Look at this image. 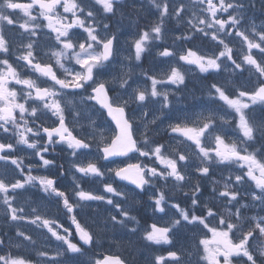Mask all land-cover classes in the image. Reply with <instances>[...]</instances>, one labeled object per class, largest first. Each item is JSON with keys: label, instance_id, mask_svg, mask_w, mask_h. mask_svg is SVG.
<instances>
[{"label": "snow or ice", "instance_id": "6c2138e0", "mask_svg": "<svg viewBox=\"0 0 264 264\" xmlns=\"http://www.w3.org/2000/svg\"><path fill=\"white\" fill-rule=\"evenodd\" d=\"M127 2L137 9V0ZM258 3L264 16V0ZM148 4L158 22L143 28L136 23L122 47L105 22L117 15L120 0H0V216L15 228L14 236L0 231V264H33L19 254L22 246L35 252L38 264H129L111 245L107 254L96 249L117 229L128 235L139 231L129 227L138 224L132 209L114 197L126 202L144 193L153 216L168 217L144 229L148 245H172L181 229H195L202 236L197 264H264V19L257 24L248 15L257 0ZM18 12L23 22L15 18ZM166 21L175 26L166 30ZM5 28L17 29L18 46ZM42 36L47 51L41 49ZM153 47L160 65L142 68L143 80H137L135 69ZM193 71L214 82L205 86L206 97L202 92L197 103L181 106L179 93ZM149 101L155 110L147 107ZM97 113L115 124L107 129L110 143ZM161 117L169 121L165 129L158 127ZM161 131L168 143L157 138ZM173 142L177 147L170 151ZM93 147L96 156L84 163ZM57 149L69 157V168L60 165L53 175L56 161L50 157ZM119 157L136 162L107 169L105 179L96 161L116 163ZM214 167L219 179L213 178ZM40 169L49 174H33ZM68 174L72 181L62 187L60 177ZM77 174L99 179L110 195L84 190ZM112 176L132 187H114ZM204 181L211 185L212 201L201 199ZM169 184L177 190L189 186L190 207L168 195ZM45 200L55 215L43 210ZM92 202L115 211L107 217L97 211L86 223L82 213ZM254 208L259 211L247 215ZM22 225L44 240L38 242ZM147 264H183L182 252L168 251Z\"/></svg>", "mask_w": 264, "mask_h": 264}, {"label": "rangeland", "instance_id": "374dc122", "mask_svg": "<svg viewBox=\"0 0 264 264\" xmlns=\"http://www.w3.org/2000/svg\"><path fill=\"white\" fill-rule=\"evenodd\" d=\"M121 7L122 8L118 10L119 12H117V13H119L118 16H115L110 21H105V22L110 23L112 28H113V31H116L118 33L120 46L126 47L124 45V41L130 39V33H132V29L134 28L133 24L137 23V20H136L135 15L131 14L132 12L128 16H126L125 14H127L128 8H123V6H121ZM147 8L148 7H146V8L143 7V9H141L140 6H137V9H140L139 15L141 17H145V10ZM248 13L250 16L256 15L255 11H253V12L248 11ZM258 17H260V18H258ZM262 19H264V18H262L260 15L255 17V23L259 24ZM168 37H169V34L166 31L167 42L169 44H171V39ZM156 51H157L156 48L153 47L151 49V54L146 55V64H147V66H145L146 68L148 67V69H149L153 66L159 67L160 60L156 57ZM124 54H126V53L125 52L121 53V55H124ZM145 67L142 63V64H140L139 67H137L135 69L137 80H141V81L143 80V77L140 75V72H141L142 68L146 69ZM227 75H228L227 73L224 74V76H227ZM245 75H247V73H245ZM216 79H220V78H216ZM212 82H214L213 77H210V80H208V79L202 80L201 74H199L198 71L191 72L188 75L187 86L185 88H182L181 92L179 93L180 95H182L181 106L187 105L190 107L193 104L197 103L199 101V99L201 98L202 92L205 94V97H206V87L205 86L210 85ZM173 106L175 107V100H173ZM132 107L134 108L135 105H133ZM147 107L155 110L156 106L153 105L151 101H149ZM96 118H98V120L101 124L105 125L106 136L110 138L112 135V132L107 131V129L109 127L112 129L110 121L106 120V116H101V115H99V113L96 114ZM168 123H169V121L167 119H165L164 117H161V121H160L158 127L160 129H165V128H167ZM228 134L230 136L234 135L230 129L228 130ZM157 138L160 140L161 143H168V137L163 131H161L160 136ZM256 146H258V145H256ZM174 147H177V145L173 142L171 147L169 148V150L171 151L172 148H174ZM95 156H96V149H95V147H93L89 156L84 159V163H87L89 159H93ZM68 159H69V157L67 155H65V158L63 160L65 162V164L63 167L66 170L69 168ZM115 160H116V163H113L111 161L102 162V159L96 161L98 163V166L101 167V169L105 171V173H106L105 179H108L107 169L115 168L117 166L122 167L126 163L136 162L135 160H128L127 158H120V159H115ZM120 161H123L124 163L121 164ZM193 162L199 163V161L196 160L195 157H193ZM51 171H52V174L57 175L59 170L52 169ZM36 174L48 175L49 173L43 169H40L38 172H36ZM226 174L227 173H225V175ZM77 176H78V181L82 185L84 190H94L96 194L110 195V194L103 193V184L100 182L99 179H95V180L90 179V178L79 179V174H77ZM213 178L214 179L220 178L219 169L216 167H214V169H213ZM111 180L114 181L113 176L111 177ZM71 181H72V177L70 174L65 175L63 177H60V184L62 187L64 185L70 184ZM190 183L193 185L196 184L197 183L196 178L193 177L191 179ZM203 183H204V187L202 189L203 195H202L201 199L207 198L209 201H212L211 185L208 181H204ZM113 186L117 187L120 190H124V191H128L130 189L127 186H124V185L120 186V185H116L115 183L113 184ZM245 187H247V185H245ZM165 190H167V193L170 197H172L176 202H179L181 204V207H190V203H191L190 198L185 197L186 192H188L190 195V188L187 184L182 189H179V190H177L171 184H169L165 188ZM37 199H38V197H37ZM114 199H116L120 203L124 202L123 204L125 207H130L132 209L131 214H133L135 211H140V218L137 219L138 224L130 223L129 227H137V228H141V229L139 231H137L134 235H128L126 230H121V229L116 230L115 236H113L110 232L101 241L103 243L104 247L98 248L97 249L98 251L107 252V250H109L110 245H111V249L114 247V245L118 248H127L128 251L133 256H136L134 258V260L136 258H139L141 264H147V262L149 260L153 259L157 255H161V256L166 257L168 251L180 249L182 252L183 264H197V261L199 260V256L196 255V245H198L199 239L202 238V236L200 234H198L195 229H191V230L190 229H181L180 232L177 233L176 236L173 237V244L172 245H148L147 242L142 239L144 229H146L148 227V225H150L153 222L162 224L163 220L168 219V217H163L162 219H160V218H158L160 214H158L157 216H153L152 209L149 207L150 202L148 200V194L147 193L136 196L135 198H129L126 202L121 200L118 197H114ZM21 200H23V198H21ZM136 200H139L140 203H136ZM133 202H135L137 206H133V204H132ZM244 202H248V201L245 200ZM41 203L43 205L44 211H48L49 214H50V212H53L55 215V208L51 207L49 205V203L47 202V200L42 201ZM91 207H92V204H91ZM91 207L85 209V212L82 213V219L84 220V222L89 223V224H91L92 221L97 218L96 212H97V209L99 207H105L106 208L103 213H99L100 217H107L109 212L114 213V211H115L111 206H108V205L101 203V202H96V208H91ZM137 208H138V210H136ZM219 211L222 212L223 209L221 208V209H219ZM258 211H259L258 208H254L251 211H248L247 215H253ZM197 214H200L199 209L197 210ZM260 214L264 215V212H261ZM213 223H216V222L214 221ZM22 227L24 228V230L26 232H31L33 234V236L37 239L38 242L40 241L41 238H43V236L40 235L38 232H35L32 227H30L28 225H22ZM13 230H14L13 233L10 232L9 226H7L5 224L2 216H0V231H7V232H9V234L11 236H14L15 228ZM208 235H209V237L211 236L210 233ZM52 245L55 247V243L50 244V246H52ZM37 246H39V244ZM202 251L203 250L201 249V253H202ZM18 252H19V254H22V255H27L28 253H35L31 249H26L23 246L18 249ZM189 253H191V254H189ZM30 259L33 261V264H38V259H34V258H30ZM82 259L86 260L87 257H83Z\"/></svg>", "mask_w": 264, "mask_h": 264}, {"label": "flooded vegetation", "instance_id": "af4514ba", "mask_svg": "<svg viewBox=\"0 0 264 264\" xmlns=\"http://www.w3.org/2000/svg\"><path fill=\"white\" fill-rule=\"evenodd\" d=\"M16 2L26 3V2H28V0H16ZM61 12H62V9H61ZM22 17H23L22 13L18 12L15 14V18L17 19L18 23L23 22ZM5 34L13 42L14 45L18 46V44H17V41H18L17 29L13 28L11 31H9L8 28H5ZM45 45H46V38L42 36L40 39V46H41L42 51H46ZM17 87H19V86H17Z\"/></svg>", "mask_w": 264, "mask_h": 264}]
</instances>
